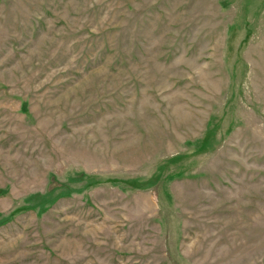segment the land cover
Returning <instances> with one entry per match:
<instances>
[{"label": "rangeland", "instance_id": "obj_1", "mask_svg": "<svg viewBox=\"0 0 264 264\" xmlns=\"http://www.w3.org/2000/svg\"><path fill=\"white\" fill-rule=\"evenodd\" d=\"M0 264H264V0H0Z\"/></svg>", "mask_w": 264, "mask_h": 264}]
</instances>
